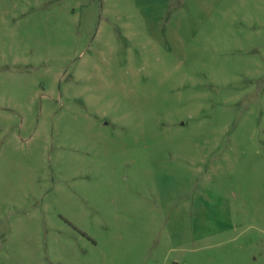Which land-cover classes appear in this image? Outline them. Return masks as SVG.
Wrapping results in <instances>:
<instances>
[{
  "label": "rangeland",
  "instance_id": "rangeland-1",
  "mask_svg": "<svg viewBox=\"0 0 264 264\" xmlns=\"http://www.w3.org/2000/svg\"><path fill=\"white\" fill-rule=\"evenodd\" d=\"M0 264H264V0H0Z\"/></svg>",
  "mask_w": 264,
  "mask_h": 264
}]
</instances>
